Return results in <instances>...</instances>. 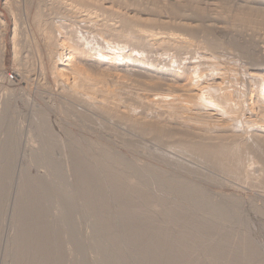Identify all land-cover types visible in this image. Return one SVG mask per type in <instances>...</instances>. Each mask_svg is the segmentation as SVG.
Instances as JSON below:
<instances>
[{"label":"rangeland","instance_id":"obj_1","mask_svg":"<svg viewBox=\"0 0 264 264\" xmlns=\"http://www.w3.org/2000/svg\"><path fill=\"white\" fill-rule=\"evenodd\" d=\"M119 1H120V4H119ZM130 1L133 2V0H122V1L121 0H118V1L117 0H114V1L105 0L102 2V4L104 6H106V4L108 5V3H109L108 6H112V4H113V6L115 7L114 8L112 6V10H114L113 11L114 14L113 13H111V14L104 13V16H103L101 11L99 9L96 10L97 9L96 8V9H92V12L94 13L93 16L95 17L96 15H98L95 18L96 19L98 18L100 26H102V24L104 25V23H106L107 26H109L111 29H113V27H115V29H119L118 28V26H119L120 32L122 30L121 29L122 24H119V23H121V21H123V19L121 20V18H122L121 16H124L125 19L128 18L129 20H132L131 21L132 30H129L130 32L127 31V33H124L125 36L130 35L131 32H134L135 34L138 33L137 35H141V34L142 35H144V34L150 35L151 32L155 33L154 31H156V33H161V32L162 33H165V32L171 33V32H173L174 34H176V33L177 34L178 33L179 34H184V33L188 34L187 32H185V30L183 28L178 26L180 24L179 23L180 21L176 20L177 18L171 19L173 16H171L169 14V10L167 8H165V6H166L165 4L166 3L168 4V2L170 0H157V1H159L160 5L163 4L162 6H160V5H158V6L162 7V8L164 7L166 9L163 11L164 13L162 12V8L156 9L152 5H150L153 3L152 0H149V2H148V0H138V1L135 0L132 3L133 5L132 4L130 5V3H131ZM183 1H185V0H183ZM195 1H197L198 3L201 2L200 4L202 5L203 8L209 9V11H210L209 14L211 15L212 18H208V17L207 18L215 20V21L211 22L213 25L214 24L216 25V23H217V26H219V27L223 26V28L226 29V33H224V34L222 33V35H219L221 33L218 30L215 31L216 29L213 30V32H212L213 36H216L220 42L225 43L224 44V46L226 47L225 55L222 56V58L220 56H218L219 59H215L216 61H215V64L213 66H209L208 64H206V65L203 64V66H201L202 63H200L197 65L196 69L200 70V68L203 69V67L205 69L211 68L210 70H206V71H213V74L210 75L209 79H215V83L221 84L222 88L227 87L226 91L223 92L224 94H226L227 100L224 101V100L217 99L215 105L209 107L210 109H207V110L201 109L202 111L200 113H199V111H197L198 113L195 111V113L184 115L183 112L179 111L177 108H174L175 105L171 104L173 102V100L170 101V98L174 99L176 94H178L176 97H178L180 95L179 97L184 99V96H187V97H185L186 98L185 100H188L189 99L188 98L189 92L187 90H185L186 88L183 89V87H182L183 83H182V85L180 83L177 84L171 80L172 79L171 77H170V79L168 76L165 77L166 75H163L165 77V79H164L162 75L159 76L155 73L152 74V72H146V73L140 72L139 70H135L136 69L135 67H134V69L132 67L130 68V69H132V71H130L128 73H131V75L128 73H125L124 71H121V70H120L121 72L119 70H117V71L111 70L112 71L111 72L110 69H108L105 64H104L105 65V67H104V65H100L96 62H91L92 60H88V61L83 60L86 63L81 61V64L79 63V65H78V69L80 67L81 71L84 72L87 76V77H83L84 79L82 77H78L81 75H75L74 73H72L70 71H65V67L62 65H64V63L66 64L67 62H59L60 60L58 59L59 58L58 56H57L58 57L57 60L55 61L56 58L54 57L53 51L51 52V50H52L51 49L52 48L51 43H52V44H55L54 45V48H55L54 52L58 51V53H60V51H64L61 53H63L64 55L68 54L69 49H70V45L72 44L71 43L72 38H73V34H71L72 31L70 29V27L73 23H70L69 21L62 22V21H59L60 19L56 18L57 17V15H56L57 8L56 7L59 4V0H0V15L6 22V24H5L6 26L5 25L3 26L0 23V30H2L0 33L4 34V41H5V45H6L5 57H4L5 58L4 59L5 65L3 66V68L0 67V118L3 119L2 120L3 126H0V174H2V172H4V171H7V170L2 171V166L5 165V163H7V161H4V159H6V160L9 159V162L10 161L13 162V163L11 162V164H13L12 165L13 169H11V171H10L13 173L11 175L12 176L11 180L9 179L10 186H9L8 191H7V194H8L7 197L10 198V200H9L10 205L8 204V207L3 210V212L5 211L3 213L4 221H2L3 223L1 224V230H0V235H1L0 264H13V262H14V260L11 259L13 256V253H14L11 241L8 242L9 248H7L6 246H7V240L11 239V238L13 239L14 236L17 234V231H18L17 229H15L14 227L11 226V220H12L11 218H12V214H13V204L15 202L14 199H15V195H16V189H17V185H18V182L20 179L19 175H21V173L23 174L24 172H22V171H24L26 168H28V170L26 169L25 173H28V174L30 173V174L34 175V174H37V172H38V174H43V173L45 174V172L47 171V169H46L47 166H56V168L59 167L67 175L66 176L67 177L66 182H62L59 178H57L55 176L46 178V180L53 183L54 187L57 186V187H59L60 191L65 192V194H64V196L66 197L65 202L67 203L68 206L72 207L76 213L73 217L74 219L73 218L72 219L74 222L76 221L75 222L77 224L76 227L80 228V229L77 228L79 230L78 234H77V239H78L77 243L79 245L83 246V249L81 251L82 253H79L77 255H73L72 258L70 255L69 256L66 255L65 257H67V256L68 257L65 259L68 260V262L66 260H64V263L73 264L74 261H76L78 259V260H82L81 262L85 261L84 262L85 264H96L93 261L94 254L92 253V248H93L92 246L94 245L95 241L91 238L93 235L90 236L91 231L88 229L89 225L91 226V224H93V221H92L93 218L91 217V214H88L89 211L86 210V208L84 207L82 202L78 199V195H77L78 194V186H77L78 174L73 171V167L75 164L74 163V156L75 155H72V154L74 152H77V153L82 155L83 168L85 167V169H84L85 171H92L93 170L92 168H94L96 170V172L98 173V175H100V176L104 175V171H103L102 165L95 159V153L99 150H106L108 152H112V153H116V154L119 153L120 155H123L124 157H126V160L129 161V163L131 165H132V163H134L133 165L140 169L139 170L137 168V170H139L141 172L144 171L142 173V175L144 174V176L150 177V175H152L151 173H155L154 171L156 169L155 175H157V177H160V178L161 177H169L168 175H170V177H171V175H175L174 174L175 170L173 168H171L169 165H167L166 163L164 164L162 162H158L157 155H159L161 153L160 155L166 159L165 156H167V158H170V157H172L171 156L172 154L166 155L168 153V151L167 152L164 151L166 149H163L164 148L163 144H162V142H161V144H159V141L161 139L162 141L165 142L166 140L171 139L170 137L172 136V134H170L169 132H174V131L177 132L178 131L177 125L175 123H177L179 118L182 117L183 115L184 116L187 115L190 118H192L191 120H193V123L196 125L200 124V125H206V126H214V125H222L223 124V125L229 126V125L234 123V121H233V123H231L232 118L229 116L231 118L230 119L228 117V115L225 116L222 113L223 111L219 112V109L216 110L214 108L228 107L229 111L231 112V115L233 117H237V111L235 109L241 108L243 105H245L244 103L247 102V104L245 105L247 107H245V109H247L248 107H249L248 110H250L252 107H253V109L255 108L253 111L255 112V114L257 113L256 114L257 116H255L254 118H252L250 120L249 115H248V111H246L244 109V112L246 111L245 115H244V117H246L245 120L247 119L246 122L249 120L251 122V121H254V119H255V121H259L262 125L264 124V111L262 110L261 105L257 103L256 96H255L258 94L256 91L259 89H256V88H258L259 83L256 80L253 81V78L250 77V76L259 77V73H263V70H264V24H262V23H264V20H263L264 19V13H263V15L258 14L259 16L257 14H253L255 16H250V19H249L250 23L247 24V23H243L240 21H238V22L235 21L236 16L239 13H244V11L241 10L242 11L241 12L233 0H195ZM115 3H118L119 6H118V4H115ZM127 3H128V5H127ZM234 4H235V6H234ZM241 5H244V3L243 4L241 3ZM123 7L126 8V9L124 8L126 11L123 9ZM152 7L154 8V10ZM253 7H258V9L262 8L264 10L263 4L262 5H259V4L254 5ZM128 9H131V11H129ZM133 9H135L136 12L139 10V12L141 11V13H143V16H140L139 14H137V15L140 16L141 19L143 18L142 21H144V24L142 23V21L140 22V20L137 21V18H139V17L137 15H136L137 17H135L134 13H136V12H134ZM119 10H120V12H119ZM149 10H151V11L149 12ZM189 10L192 12L188 11L186 13V16L190 15L187 17H190V19L191 20L193 19V21H197L198 18L193 16L194 10H191V9H189ZM212 10H213V12H212ZM95 11L97 14L95 13ZM97 11L99 12V14ZM157 11H159V12H157ZM118 12L120 13V15ZM129 12H130V14H129ZM37 13L38 14L40 13V15L43 14L42 19L43 18L44 19L40 23L41 27L39 26L38 21H36V23H35L34 18L37 16ZM147 14L148 15L151 14V16L150 15L148 16ZM152 14H153V16H152ZM16 15H17V17H16ZM129 15L131 18L129 17ZM154 15H157L158 17L157 16L154 17ZM191 15H192V17H191ZM162 16H165V17H162ZM166 16H169V17L167 18ZM109 17H111V18H109ZM133 17H134V19H133ZM16 18L18 19V22H15ZM19 18L21 19L20 20L21 22H19ZM52 18H53V22H54V20L55 21L57 20L56 22H61V26H60V23H56V22H55V24H52L51 23ZM202 18L203 19L199 18V20L196 22V24H198L200 19L201 20H208V19H206V17L205 18L202 17ZM110 19L113 22H111ZM114 19L115 20L117 19L119 22L117 20L115 21ZM36 20H38V19H36ZM48 20H49V22H48ZM157 20L166 21V22L169 21L170 24L162 25L161 27H159L160 25L157 26V22H156ZM100 21L101 22L104 21V23L100 24ZM43 22L47 26H45ZM46 22L50 23V26ZM107 22H109V24ZM171 22H172L173 26H172ZM15 23L19 24L20 26L19 25L16 26ZM65 23H66V26H65ZM68 23H69V25H68ZM112 23L113 24L115 23L114 25H116V24L117 25L114 26ZM135 23H138L139 25L135 24ZM147 23H148V26H147ZM211 23H209V24L207 23L206 25H212ZM51 24L53 26L57 25L56 29H58L59 27H60V29L54 30L55 27L53 28V26ZM86 25H83V26L80 25L79 29H78L80 31V33L82 32L81 35L86 34V32L88 35L87 37L86 36L82 37L85 40V43L83 40L84 44L82 47H84V46L86 47L88 45L90 48L93 47L94 49H96V51L99 48L100 51L102 50L101 52L106 51V52H104V54L108 55L109 57L113 55V53H110L111 49H113L112 50L113 52L115 51L116 54H118L117 51H119L118 49H120V47L117 46L115 43H113L112 40L110 41L109 40V39H111L110 37L104 36L102 34V32L99 33V31H95V29L99 27L98 25L92 26L93 29H92V27H90L91 26L90 24H88V26H86ZM1 26H3V27H1ZM134 26L136 27V29H134L135 28ZM163 26H164V28H162ZM16 27H17V29H16ZM44 27H46V29ZM61 27L63 28V30H61L62 29ZM64 27H68V29L64 28ZM82 27H85V29ZM81 28H82V30H81ZM86 28L88 30H86ZM40 29H43V30L41 31ZM49 29H51L50 33L52 35H50ZM64 29H66L67 32ZM152 29H153V31H152ZM15 30H18V31L16 32ZM45 30H46V32H45ZM90 30H93L94 32L93 31L91 32ZM141 30L143 33L141 32ZM144 31H145V33H144ZM159 31H161V32H159ZM54 32H56L58 34V36ZM63 32H64V34H63ZM139 32H141V33H139ZM146 32H148V33H146ZM15 33H17L18 35ZM68 33H70V34H68ZM93 33H95V34H93ZM91 34H92V36L90 39L89 35H91ZM45 35L47 36V38H45L46 37ZM69 35H71L72 38ZM15 36H17V37H15ZM103 36L107 37L106 42H109L108 45L110 46V48L108 47V45H106L107 48L104 47V44H103V47H104L103 48L102 45L99 44V41H97L98 39H102L101 37H103ZM55 37H57V39ZM198 37L199 38L197 40L198 41L197 43L202 42L204 44L206 40L203 39V36L199 35ZM86 38L90 39L89 42H88V39H86ZM92 38H94V39H92ZM128 38L129 37H125V39H128ZM234 38H235V40H233ZM150 39H152V37H150ZM95 40H96V42H95ZM130 42H132V41H130ZM92 43L94 44L95 47L98 44L101 47L98 45V48L97 47L95 48L94 46H91ZM140 43L142 44L141 41H140ZM14 44H17L19 46H17V45L15 46ZM112 44H114L116 46H113ZM136 44L137 43H135L133 41L132 43H130V45H131L130 48L132 49L133 45L136 46ZM236 44H238L237 45L238 47H240L239 46L240 44L245 46V49L241 48V50H238L237 49L238 47H236ZM122 45H124V44H122ZM130 45H128V46H130ZM68 46H69V48H68ZM114 47H116V48L118 47V49L115 50L116 48H114ZM152 47H153V53H152L153 57H150V55L152 56V54H150V52H152V51H150L149 49H151ZM152 47L146 48L143 52H139V53H142V54H139V55H141V56H139L140 58H145L147 53H148V55L150 54L149 56L148 55L146 56L148 58L147 59L145 58V60H144V61H146L145 63H151V64L153 63L155 65L159 64L160 66H162V65H168V64L170 65V64H173L175 62L174 66H178L177 64L180 61L177 62L179 59L177 60V53L175 52L176 49H174V47H171V45H170L169 52L167 50V52H168L167 55H165L166 50H164L163 48H158V46L156 47V45L152 46ZM49 48L51 50H49ZM104 49H106V50H104ZM158 49H159L158 53L154 51V50H158ZM162 49L165 53L162 51ZM172 50H175V51H172ZM161 51L164 54H162ZM171 51H172V53H171ZM144 52H146V53H144ZM130 53L132 55H134V57L138 56L137 54L132 53L131 51H129V53L127 52L128 55H130ZM143 55H144V57H143ZM245 56H247V57H245ZM195 58H196V56H195ZM52 59H53V61H52ZM193 60H195V59H193ZM181 61H184L185 63L187 62L185 54L182 56ZM88 62H90L91 64ZM195 62L199 63L200 61L196 59ZM188 63L191 64V61L187 62V64ZM97 64L100 66H98ZM210 64H212V63H210ZM191 66H193V65H191ZM199 66H201V67H199ZM105 68H107V69H105ZM102 69H104V70H102ZM134 71H138V72H134ZM65 72H68V73H65ZM102 72H104V73H102ZM84 73H83V75H85ZM107 74H109L110 76L109 75L107 76ZM139 74H141L142 76H140ZM224 74H225V78H226L225 82L223 81L224 80V76H223ZM155 75H156V77H155ZM152 76L156 79H154ZM96 77H98V78H96ZM114 77L116 80L114 79ZM117 77L120 78L121 82L119 79H117ZM158 77H161V78H158ZM74 78H77V79H74ZM85 78H87V79H85ZM106 78H107V82L105 81ZM110 78H112V79H110ZM159 79L162 81H160ZM108 80H109V82H108ZM78 81H80V82H78ZM94 81H95V83H94ZM99 81L101 82V84L103 82L102 86H105V87L100 86L101 84ZM104 81L106 84L104 83ZM112 81H114V82H112ZM116 81H117V83H116ZM90 82L92 85L90 84ZM98 82H99V85H97ZM119 82L123 83L122 84L123 87ZM172 82L175 84H173ZM159 83L161 86L159 85ZM95 86H97V87H95ZM99 87L101 89H99ZM176 88H177V90H176ZM178 89L180 92L178 91ZM103 90H105V92H103ZM182 90H183V92L187 91L188 94H186L185 92L184 93L181 92ZM171 91H173V92H171ZM254 91L256 93H254ZM113 92H114V94H113ZM177 92H179V93H177ZM168 94H169V96H167ZM181 94L183 97L181 96ZM219 96H221V94H219ZM251 96L253 98L252 100H251ZM164 97H167V100L169 99L167 102L170 105H172V107L170 105L168 106V103H166V101H165V103L162 102L163 105L161 104V100ZM257 97H258V95H257ZM153 100L155 103L153 102ZM88 102H91V103H88ZM149 104H151V105H149ZM166 104H167V106H166ZM164 105H165V107H164ZM100 106H102V107H100ZM103 106L105 107L104 110H103V108H104ZM99 107L102 109L99 110ZM173 108H174V110H178V111H174ZM171 111L173 112V114L171 113ZM111 112L114 114V116H113V114L112 115L110 114ZM179 112H180V114H178ZM207 112L211 113V115L212 114H214V115L218 114L217 112H219V114L215 115V116L214 115L211 116V115H207L208 114ZM122 113H123L124 117H122ZM175 113H177V114H175ZM181 113H182V115H181ZM124 114H127V115H124ZM120 115H121V117H120ZM174 115H176V116H174ZM177 115H178V118H176ZM110 116L111 117L113 116V117L111 118ZM172 116L174 118H176V119H174L176 122L173 120ZM213 117H215V119ZM227 117L229 119H227ZM167 118L170 121V123L166 120ZM120 119H121V121H120ZM258 119H260V120H258ZM165 120L167 121L168 124L165 122ZM227 120L228 121L231 120V121L228 122ZM122 121H124V123ZM172 122H174V123L172 124ZM250 122L249 123L247 122L249 124V126L252 125V124H250ZM260 123H258V124H260ZM137 124L140 126H138ZM129 125L133 128H130ZM134 125H136V126L134 127ZM171 125H173V126H171ZM175 126H176V128H174ZM141 127L143 130L141 129ZM244 127H245V125L243 127H241V129L238 128L236 130H241V132L243 134V131H242L243 129H245V131L248 130V126H246L245 128ZM134 128H136V130ZM157 129H159L160 132ZM166 130H169V132ZM157 131L160 134L159 133L157 134ZM163 131H164V134H162ZM8 133L11 134V138L14 141V144H13L12 148L7 149L9 151L6 150L7 152H5L4 150L6 148V144L4 143V140H5L6 135ZM142 133H144V134L146 133L145 134L146 136ZM168 133H169V135H167ZM157 135H159L160 137ZM161 135H162V137H161ZM165 135L170 136V137L168 138ZM245 135L248 136V134H245ZM248 137H250V136H248ZM172 138L176 139V136H174V137L172 136ZM157 140H159V141L156 142ZM169 140H168V142H169ZM156 149H158V150H156ZM160 151H162V152H160ZM5 154H7L9 157L6 156V158H5ZM163 154H165V155H163ZM175 157L176 156H173L172 158H175ZM59 161L61 163H58ZM131 165H129V166H131ZM133 165L131 166L132 168H134ZM14 166H15V168H14ZM24 166H25V168H24ZM149 166H151V167H149ZM166 166H168V167H166ZM256 167H257V165L251 166L250 169H251V171H253L252 173H254L255 170L257 171ZM121 168H120L121 172H123L124 174L128 173V170H126V168H124V167H121ZM144 168H145V170H147V169H149V170H147V172H145ZM22 169H24V170H22ZM212 171H213V173H212ZM256 171L254 173L255 179L260 174L259 171L257 173H256ZM167 172L170 174H168ZM147 173H149L150 175ZM162 173H166L167 175L162 174ZM222 173L223 172H221L220 170H215V169L209 168L207 171V174H205L206 181L196 180L193 176L186 175L184 173L177 175V176L182 175L183 178H186L187 180H189L191 182L197 183L201 187L205 188L210 193V195L212 193H214L213 199L215 198L216 201L223 200L224 202H226V203L228 202L230 204V203H233L236 199L235 202H237V201L240 202L239 204L237 203L239 205L238 207H240V208L239 209L236 208L234 210H231L229 212L227 218L225 220H222V222L219 218L210 217L205 213L198 212L193 207L185 204V202H183L181 199L171 196L170 194H172V190H170V189H172L173 186H172V184L169 183V185L167 187H164L162 190L158 191V190H156L157 188H155L154 186H151V190H152V192L158 194V196L160 198H162V197L166 198L164 200L167 204H169V203H170V205L173 204L172 206H177L180 204L179 206L181 208L183 207L182 205H185L187 214L185 215V213H184L182 215V220L180 219L178 221L179 223L176 222V225H175L171 222H167V219L165 217L163 218V216L160 214V210L157 207L155 208L154 205L150 206L151 204L148 205L149 204L148 203L147 207H146V205H145L146 203L138 201V202H135L136 204L133 203V205L138 206V207L133 206L134 210H137L138 213L141 212V215H144V214L149 215L150 218H155V219L159 218L160 220L158 219L159 220L158 224L155 227L148 225V224L147 225L142 224L137 229L138 230H143V229L146 230L147 229L151 233V230L154 229L153 231H155V230H157L163 226V227H167V228L171 229L170 230L171 232H174L173 230H175V232L173 234H176V232L178 231V228L182 224L181 222L186 221L187 218H190L192 216L191 214H194V215L196 214L197 217H200L199 219H201V220H211L210 222H212L213 226H215L218 229L220 227L221 230H223L222 231L223 234H227V233L229 234V232H230V234H229L230 235V241L228 242L229 244L227 245V248H226V254L228 256H226V258H224V260L222 259V260H218V262H216V261L214 262L210 257H208V255L206 256L205 248L196 247V249L194 248L192 250V252L190 253V255H188L187 258H185V259H187V261L184 259V261L181 264H220V263L221 264H231V263L236 264V263H238V261L236 262L235 260H233V258H235V257H237V260H239L238 264H244L243 261L245 260L246 257L244 255L243 251L245 250L244 249L245 247H243V245H241V244H244L245 240L253 241L254 246L256 244L255 248H257V251L258 252L260 251L259 253L261 255V258L263 256L262 261L254 260V261H251L250 264H264V214L255 212L253 209L254 207H252V206H257L258 208L262 207V205L264 203L262 201V199L264 198V191H263V189L261 190L259 187H256V186L254 187L252 185V183H248L249 181L252 182V180H254L253 175L251 176V177H253L252 179H250L251 177L248 178V180L245 179L244 181H246V182L244 183V181L242 182V179H244V178H242V179L238 178L235 180V179H233V177L232 178H231V176L228 177L227 174H225V173L222 174ZM177 176L175 177L176 179H178ZM239 180H241V181H239ZM132 182L134 184L136 183V181L135 182L130 181V184ZM255 182L256 181L254 180L253 184ZM133 183H132V185H133ZM242 186L244 187V189ZM247 187L250 189H247ZM111 192H112L111 188L106 187V193L108 194V195L106 194V197H111ZM150 193H151V191H150ZM233 196L235 198H232ZM111 204H113V203L111 202ZM143 204L145 205L146 209H144V206H142ZM116 206L117 205H110V209L108 208V211H104V212H105V215L106 214L110 215V218L116 220V222H117L116 231H117L118 235H120L122 229L128 228V227H125L123 224L121 226V222L118 221V220H120V219H117V217H118L117 214L119 213L118 212L119 210H118V207H116ZM135 207L137 209H135ZM140 207H142V209ZM148 207H151V208H148ZM138 209L141 211H139ZM147 209H148V211H146ZM143 210L145 211L144 214L142 213V212H144ZM49 212H50V214L55 215V217H56V221L50 225V228L53 229V227H55L59 224L60 216H59V211L57 209V205L52 204L51 206H49ZM102 212L103 211L98 212V214L101 215ZM257 214H259V215H257ZM187 215H189V217ZM186 216H187V218H186ZM183 218H186V219H183ZM160 224H163V225H160ZM168 224H170V225H168ZM173 225H174V227H173ZM149 226H151V227H149ZM175 226H178V227L175 228ZM131 228H134L136 230L135 227H131ZM139 228H141V229H139ZM65 231L66 230H63L64 233L63 232L62 233L65 235L68 234ZM225 232H227V233H225ZM150 233H149L148 237H152V235H150ZM153 233H151V234H153ZM231 233L233 235H231ZM59 234H60V232H59ZM64 237L63 238L65 241L68 240L67 235ZM103 237L104 238H102L100 240L101 242H99V243H102L104 245H111L109 241L104 240L105 235ZM119 237H121V235ZM65 243H66L65 245L67 246V248L71 247L70 245L68 246L67 241ZM209 245L213 246V242L211 241ZM239 245H241V247ZM237 247L241 248V251L236 256H234L235 254L232 255V252H234V250ZM242 248L244 250H242ZM131 252H132L131 250H126L125 254H123V255H127L130 260L137 263L138 259L136 257H134L131 254ZM173 252L174 253H170V255L168 254L169 259H170V260L169 259L168 260L170 262H172L177 257L176 254H178V253L175 254L174 250H173ZM171 254H173V255L171 256ZM231 255L234 256V257H232V259L230 257ZM171 258H174V259H171ZM221 261H223V262H221ZM211 262H213V263H211ZM151 263H152V260H149V262L147 261V264H151ZM153 263L157 264L156 259H155V262H153Z\"/></svg>","mask_w":264,"mask_h":264},{"label":"bare ground","instance_id":"obj_2","mask_svg":"<svg viewBox=\"0 0 264 264\" xmlns=\"http://www.w3.org/2000/svg\"><path fill=\"white\" fill-rule=\"evenodd\" d=\"M103 1H105V0H59V4L56 7L57 8V11H56L57 17L56 18L60 19L59 21H62V22L69 21L70 23H73L70 27V29L72 31V33L71 32L70 33L73 34V38L71 35H69L72 38V42H71L72 44L70 45L69 53L65 54V55L63 53H61L64 51H60V53H58V51L54 52L55 51V48H54L55 44H52V43H51V47H52L51 49L52 50L50 48H49V50H51V52L53 51L54 57L56 58V59L54 58L55 61L59 57L58 58L60 60L59 62H67L66 64L64 63V65H62L65 67V71H70V72L74 73L75 75H81L78 77H82V78L87 77L86 74L81 71L80 67L78 69V65H79V63L81 64V61L85 62L86 60L87 61L92 60L91 62H96L100 65L105 64L106 67L108 69H110V71L111 70H114V71L115 70L116 71L121 70V71H124L125 73H128V72L132 71V69H130L131 67L133 69L135 67L136 68L135 70H139L140 72H145V73L146 72H152V74L155 73L159 76L160 75H162V76L166 75L165 77L168 76L169 79L171 77L172 78L171 80L177 84L180 83L182 85V83H183V86H182L183 89L186 88L185 90H187L189 92V96H188L189 99L188 100H185L186 99L185 97H187V96H184V99L179 97L180 95L178 97H176L178 94H176L174 99L170 98V101L173 100V102L171 104L176 106V107L174 106V108H177L179 111L183 112L184 115L195 113V111L196 112L199 111V113H200L202 111L201 109H204V110L210 109L209 107L215 105L217 99L224 100V101L227 100L226 94L223 93L224 91H226L227 87L222 88L221 84L215 83V79H209L210 75L213 74V71H206V70H210L211 68L205 69L203 67V69L200 68V70L196 69L197 65L200 63H202L201 66H203V64L204 65L208 64L209 66H213L215 64V61H216L215 59H219L218 56H220L222 58V56H224L225 52H226V47L224 46L225 43L220 42L219 39L216 36H213V34H212L213 30L216 29L215 31L218 30L221 33L219 35H222V33L223 34L226 33V29L223 28V26L222 27L217 26V23H216V25L215 24L213 25L211 23L215 20L208 19V18H212L211 15L209 14L210 11L208 8H203L202 5L200 4L201 2L198 3L195 0H185V1H183V0L182 1L181 0H170L168 2V4L167 3L165 4L166 6L164 5L165 8H167L169 10V14L171 16H173L171 19L177 18L176 20L180 21L179 22L180 24L178 26L183 28L185 30V32H187L188 34H185V33L184 34H179V33L174 34L173 32L162 33L161 31H159L161 33H156V31H154L155 33L149 32L150 35H148V34L147 35H145V34L144 35H142V34L137 35L138 33L135 34L134 32H131L132 35L130 34L128 36H125L124 33H127V31L132 30V27H131V21L132 20H129L127 17H126L127 19H125L124 16H121L122 17L121 20L123 19V21H121V23H119V24H122V27H121L122 30L120 32L119 26H118L119 29H115V27H113V26H112L113 29H111L109 26H107L106 23H104V21L103 22L100 21V24L104 23V25L102 24V26H100L98 18L97 19L95 18L98 15H96L95 17L93 16L94 13L92 12V9H96V8H97L96 10L99 9L101 11L103 16H104V13H106V14L113 13V11H114V10H112L113 4H112V6H108L109 5V3H108V5L106 4V6H104L102 4ZM111 1H114V0H111ZM134 1L135 0H133V2ZM233 1L235 2L236 6L238 7V9L240 11L241 10L244 11V13H239L236 16V19H235L236 22L240 21V22L248 24V23H250L249 22L250 16H255L253 14H257V15L262 14L263 15V13H264V10L262 8L258 9V7H253L254 5H258V4L264 5V0H233ZM130 2H131L130 3V5H131L133 2L132 1H130ZM148 2H149V0H148ZM152 2L153 3L150 5H152L154 8H156V9L162 8V7L158 6V5H160L159 1L152 0ZM240 2L242 4L244 3V5H241ZM115 4H118V3H115ZM119 4H120V1H119ZM119 4H118V6H119ZM235 4H234V6H235ZM127 5H128V3H127ZM162 5H160V6H162ZM124 8L125 7H123V9ZM154 8H153V10H154ZM163 8H162V12L164 10H166L165 8L164 9ZM189 9L194 10L193 16L198 18V20H199V18L203 19L202 17H204V18L206 17V19H208V20H201L200 19L201 22L199 21L198 24H196V22L198 20L193 21V19L191 20L190 17H187L190 15L186 16V13L188 11H190ZM128 10L131 11V9H128ZM151 10H149V12ZM133 11L136 12L135 9H133ZM119 12H120V10H119ZM157 12H159V11H157ZM190 12H192V11H190ZM212 12H213V10H212ZM95 13H96V11H95ZM98 14H99V12H98ZM129 14H130V12H129ZM134 14H135V17L138 16L137 14H139L140 16H143V13H141V11L139 12V10ZM119 15H120V13H119ZM149 15L151 16V14H149ZM157 15H154V17H156ZM42 16H43V14L40 15V13L39 14L37 13V16L34 18L35 23H36V21L39 22V26H40V23L42 22V20L44 19V18L42 19ZM140 16H138L139 18H137V21L140 20V22H141L143 18L141 19ZM152 16H153V14H152ZM169 16H166V17L168 18ZM16 17H17V15H16ZM129 17H130V15H129ZM162 17H165V16H162ZM191 17H192V15H191ZM109 18H111V17H109ZM36 19H38V20H36ZM133 19H134V17H133ZM20 20L21 19L19 18V22H21ZM51 21H52L51 22L52 24H55V22L57 20L56 21L54 20V22H53V18H52ZM110 21H111V19H110ZM15 22H18L17 18H16ZM48 22H49V20H48ZM48 22H46V23H48ZM111 22H113V21H111ZM156 22H157V26L160 25L159 27H161L162 25L170 24L169 21L166 22V21L157 20ZM0 23L3 26L6 24L5 20L1 17V15H0ZM56 23H60V26H61V22H56ZM107 23L109 24V22H107ZM142 23L144 24V21H142ZM207 23L208 24L211 23L212 25H206ZM88 24L91 25L90 27L98 25L99 27L96 28L95 31H99V33L102 32V34L104 36L110 37L111 39H109V38L108 39L110 41L112 40L113 43H115L117 46L120 47V49H118V47L117 48L114 47V48H116L115 50L118 49L120 52L117 51L118 54H116V52L115 51L113 52L112 51L113 49H111L110 53H113L114 56L112 55L110 57L108 55L104 54V52H106V51L101 52L102 50L101 51L99 50L98 45L100 44L103 47V44H104V47H106V45H108V43H109V42H106L107 37H104V36L101 37L102 39L97 40V41H99V44L96 46L98 48L97 51L93 47L90 48L88 45H87L88 47L87 46L82 47L83 44L85 43V40L82 37L83 36L87 37L88 35H87V32H86V34L81 35L82 32L80 33V31L78 29H79L80 25L81 26H83V25L88 26ZM135 24H138V23H135ZM171 24H172V22H171ZM262 24H264V23H262ZM15 25L17 26L19 24L15 23ZM44 25H45V23H44ZM48 25L50 26V23H48ZM68 25H69V23H68ZM116 25H114V26H116ZM3 26H1V27H3ZM45 26H47V25H45ZM65 26H66V23H65ZM147 26H148V23H147ZM172 26H173V24H172ZM54 27H55L54 30L60 29V27L58 29H56L57 25L53 26V28ZM44 28L46 29V27H44ZM64 28L68 29V27H64ZM82 28L85 29V27H82ZM82 28H81V30H82ZM87 28H86V30H88ZM162 28H164V26ZM16 29H17V27H16ZM43 29H40V30L42 31ZM92 29H93V27H92ZM134 29H136V27ZM49 30L48 31L50 33L51 29H49ZM61 30H63V28ZM64 30H66V29H64ZM1 31L2 30H0V32ZM15 31L17 32L18 30H15ZM90 31L92 32L93 30H90ZM152 31H153V29H152ZM45 32H46V30H45ZM66 32H67V30H66ZM141 32H142V30H141ZM141 32H139V33H141ZM54 33H56V32H54ZM70 33H68V34H70ZM144 33H145V31H144ZM146 33H148V32H146ZM15 34H17V33H15ZM63 34H64V32H63ZM93 34H95V33H93ZM50 35H52V34L50 33ZM199 35L203 36V39L206 40L204 44L202 42L197 43ZM57 36H58V34H57ZM89 36L91 39L92 34ZM15 37H17V36H15ZM125 37H129V38L125 39ZM150 37H152V39H150ZM45 38H47V36ZM55 38L57 39V37H55ZM86 39H88V38H86ZM90 39H88V42ZM92 39H94V38H92ZM83 40H84V43H83ZM129 40L137 43L136 46L133 45L132 49L130 48L131 47L130 43H132V42H130ZM233 40H235V38ZM140 41L142 42V44L140 43ZM95 42H96V40H95ZM17 44H14V45L16 46ZM122 44H124V45H122ZM112 45L116 46L114 44H112ZM128 45H130V46H128ZM155 45H156V47L158 46V48H163L164 50H166L165 55L168 54L169 49H170V45H171V47H174V49H176V51L175 50H172V51H175L177 53V60L179 59L177 62L180 61L177 64L178 66H174L175 62L173 64H170V65L168 64V65H162V66H160L159 64L155 65L153 63L152 64L151 63H145L146 61H144V60H145V58L146 59L148 58V57H146L148 55V53L145 56V58H140L139 56H141V55H139V54H142V53H139V52H143L146 48H150V47L155 46ZM237 45L238 44H236V47H238ZM17 46H19V45H17ZM91 46H94V44L92 43ZM239 46L240 47L237 48L238 50H241V48L245 49V46H243L241 44ZM108 47L110 48L109 45H108ZM68 48H69V46H68ZM151 49H149L150 51H152V52H150V54L153 53V47ZM163 49H162V51H163ZM5 50H6V45H5V41H4V34L0 33V67H2V68L5 65V61H4ZM104 50H106V49H104ZM167 50H168V52H167ZM129 51L137 54L138 56L134 57V55H132L131 53H130V55H128L127 52L129 53ZM154 51L158 53L159 49L154 50ZM162 51H161V53H162ZM172 51H171V53H172ZM144 53H146V52H144ZM164 53H162V54H164ZM184 54L186 55V61L187 62L191 61V64H189V63L187 64V62L185 63L184 61H181L182 56ZM195 56H196V58H195ZM143 57H144V55H143ZM150 57H153V54H152V56L150 55ZM245 57H247V56H245ZM193 59H195V60L197 59L200 62L196 63L195 60H193ZM83 60H85V61H83ZM52 61H53V59H52ZM88 63H90V62H88ZM210 63H212V64H210ZM100 65H98V66H100ZM105 65H104V67H105ZM191 65H193V66H191ZM201 66H199V67H201ZM107 68H105V69H107ZM102 70H104V69H102ZM104 72H102V73H104ZM134 72H138V71H134ZM65 73H68V72H65ZM83 73L85 75H83ZM128 74L131 75V73H128ZM108 75L109 74H107V76ZM139 75L142 76L141 74H139ZM223 76H224L223 81L225 82V79H226L225 74ZM155 77H156V75H155ZM165 77L163 76L164 79H165ZM250 77L253 78V81L256 80L259 83L258 88L255 87L256 89H259L256 91L258 93L257 94L258 97H257V95H255V96H256L257 103L261 105V108L264 111V70H263V73H259V77H256V76H250ZM96 78H98V77H96ZM158 78H161V77H158ZM74 79H77V78H74ZM85 79H87V78H85ZM110 79H112V78H110ZM114 79H115V77H114ZM117 79L120 80V78H118V77H117ZM154 79H156V78H154ZM109 80H108V82H109ZM105 81L107 82V78ZM105 81H104V83H105ZM117 81H116V83H117ZM160 81H162V80H160ZM78 82H80V81H78ZM99 82L97 85H99ZM112 82H114V81H112ZM120 82H121V80H120ZM94 83H95V81H94ZM175 83H173V84H175ZM90 84H91V82H90ZM100 84H101V82H100ZM120 84L122 85L123 83H120ZM102 85H103V82L100 86H102ZM159 85H160V83H159ZM95 87H97V86H95ZM102 87H105V86H102ZM122 87H123V85H122ZM99 89H101V88L99 87ZM176 90H177V88H176ZM178 91H179V89H178ZM187 91L186 92L184 91V92L186 94H188ZM103 92H105V90H103ZM171 92H173V91H171ZM179 92H177V93H179ZM181 92H183V90ZM256 92L254 91V93H256ZM113 94H114V92H113ZM219 94H221V96H219ZM167 96H169V94ZM181 96H182V94H181ZM252 96H251V100L253 99ZM168 100H167V97H164L161 100V104H162V102L165 103V101H166V103H168L167 102ZM153 102H154V100H153ZM88 103H91V102H88ZM244 104L246 105L247 102ZM149 105H151V104H149ZM169 105L170 104L168 103V106ZM245 105H243L241 108H238V109L234 108L237 111V117H233L231 115V112L229 111L228 107L214 108L216 110L219 109V112L223 111L222 113L225 116L228 115V117L230 116L232 118L231 119L229 117L232 120L231 123H233V121H234V123L233 124L230 123L231 125H229V126L223 125V124L222 125H214V126H206V125H200V124L196 125L193 123V120H191L192 118H190L189 116H187V115L186 116L183 115L182 117L179 116L180 117L179 120L177 119L179 122L177 121V123H175L177 125L178 131L177 132L176 131L169 132L170 129L166 130L170 134H172L173 137L176 136V139L175 138L173 139L172 136L170 137V136L165 135L168 138L170 137L171 141L169 139H168L169 142H168V140H166L164 142L161 139H160V141L159 140L156 141V142L159 141V144H161V142H162L163 147H164V148L163 147L162 148L166 149V150H164L165 152L168 151V153L166 155L172 154L171 155L172 157L176 156L175 158H172V157L167 158V156H165L166 157V159H165L163 156L160 155L161 153L159 155H157L158 162H162L164 164L166 163L167 165H169L171 168H173L175 170L174 171L175 175H171V177H170V175H168L169 177H161V178L157 177V175H155L156 169L154 171L155 173H151L152 175L147 173L150 175V177L144 176V174L142 175V173L144 171L143 172L139 171L140 169L138 167H135L133 165L134 163H132V165L134 167V168H132L131 167L132 165L129 163V161L126 160V157H124L123 155H120L119 153L116 154V153L108 152L106 150H99L95 153V159L102 165L103 171H104V175L100 176V175H98L96 170L92 167H91L93 169L92 171H85L84 170L85 167L83 168V162H82L83 158H82L81 154H79L77 152H74L72 154V155H75L74 156V163L75 164L73 167V171L78 174V179H77L78 180V182H77L78 199L82 202V204L84 205L86 210L89 211L88 214H91V217L93 218V220H92L93 224L90 223L91 226L89 225L88 229L91 231L90 236L93 235L91 238L95 241L94 245L92 246L93 247L92 253L94 254V258H93L94 263H96V264H98V263L99 264H147V261L149 262V260H152V263H153V262H155V259H156L157 264H181L184 261V259L187 258L188 255H190L192 250L194 248L196 249V247L205 248L206 256L208 255V257H210L214 262L215 261L218 262V260H222V259L224 260V258H226V256H228L226 254V248H227V245L229 244L228 242L230 241V235H229L230 232H229V234L227 232H225L227 234H223V232H222L223 230H221L220 227L218 229L215 226H213L212 222H210L211 220H201V219H199L200 217H197L196 214L195 215L191 214L192 216L190 218H187V216L189 217V215H187L186 216L187 220L181 222L182 224L178 228V231L176 232V234H173L175 232V230L172 229L174 232H171L170 231L171 229H169L167 227H163V226H162L163 228L162 227L159 229L156 228L157 230H155V231H153L154 229L151 230V233L154 232L153 234H151L149 232V230H147L146 228H145L146 230H144L143 228H142L143 230H138L137 228L142 224H145V225L148 224V225L155 227L158 224V221L160 219L158 218L159 219L158 220L155 218H150L149 215L144 214L145 213L144 210H143L144 212H142L144 215H141V212L138 213L137 210L133 209L134 208L133 206H137V205H133V203L141 201L143 203H146L145 204L146 207H147L148 203H149L148 205L151 204L150 206L154 205L155 208L157 207L160 210V214L163 216V218L165 217L167 219V222H171V223L176 225V222H178L180 219L182 220V215L184 213H185V215L187 214L185 205H182L183 206L182 207L183 209H182L179 206L180 204L177 206H172L173 204L170 205V203L167 204L164 200L166 198H163L161 195L160 196L162 198H160L158 196V194L152 192V190H151V186H154L155 188H157L156 190H158V191L162 190L164 187H167L170 183L173 186V188L170 189V190H172V194H173V195L170 194L171 196L181 199L183 202H185V204L193 207L198 212L205 213L210 217L219 218L222 222V220H225L227 218V216L231 210H234L236 208L237 209L240 208V207H238L239 206L238 204L240 202H238V201L235 202L236 199L233 203H230V204L228 202L227 203L224 202L223 200L216 201L215 198H214L215 200L213 199L214 193H212L211 194L212 196H211L210 193L205 188L201 187L197 183L191 182V181L187 180L186 178H183L182 175L177 176L178 174L184 173L186 175L193 176L196 180L206 181L205 174H207V171L209 168L215 169V170H220L221 172L227 174L228 177L231 176V178L233 177V179H235V180L238 178L239 179L244 178V179H242V182H243L245 179L248 180V178H250L252 175L254 176V173L256 170L254 171V173H252L253 171H251L250 168L253 165H255V166L257 165L256 173L259 171L260 174L256 177V179L254 176V180L256 182L254 184H253L254 180H252V182H250V181L249 182L247 181V182L252 183V185L254 187L255 186L259 187L261 190L263 189V191H264V124L262 125L259 121H255V119H254V121L250 122V120L252 118L257 116L256 115L257 113L255 114V112L253 111L255 108L253 109V107L251 108L252 110L251 109L248 110L249 107L247 109H245V107H247ZM166 106H167V104H166ZM170 106L172 107V105H170ZM100 107H102V106H100ZM100 107H99V110L102 109ZM105 107L103 108V110L105 109ZM164 107H165V105H164ZM174 108H173V110H174ZM244 109L246 111H248V115H249L250 120L248 119L249 121H247V122L248 123L250 122V124H252L251 126H249V124L246 122L247 119L245 120L246 117H244V115H245L246 111L244 112ZM178 110H174V111H178ZM219 112H217V113L219 114ZM171 113L173 114L172 111H171ZM110 114L112 115L113 113L111 112ZM175 114H177V113H175ZM178 114H180V112ZM218 114H215V115H218ZM124 115H127V114H124ZM181 115H182V113H181ZM207 115H211V113H208ZM213 115L214 114H212L211 116H213ZM113 116H114V114H113ZM174 116H176V115H174ZM120 117H121V115H120ZM122 117H124L123 113H122ZM228 117H227V119H229ZM176 118H178V115ZM176 118L173 117V120ZM213 118L215 119V117H213ZM260 119H258V120H260ZM2 120L3 119L0 118V126H3ZM166 120L170 123L168 118ZM166 120H165V122L167 123ZM120 121H121V119H120ZM230 121H228V122H230ZM122 122L124 123V121H122ZM173 123L174 122H172V124ZM258 123H260L261 125ZM244 125H245V127L248 126V130L245 131V129L242 128L243 134H242L241 130H236L238 128L241 129V127H243ZM135 126L136 125H134V127ZM138 126H140V125H138ZM171 126H173V125H171ZM130 128H133V127L130 126ZM174 128H176V126ZM134 129L136 130V128H134ZM141 129H142V127H141ZM157 130L160 132L159 129H157ZM158 131H157V134L159 133ZM169 133L167 135H169ZM142 134H144V133H142ZM162 134H164V131ZM245 134H248V136H250V137H248ZM157 136H159V135H157ZM161 137H162V135H161ZM4 143L6 144V148L4 150L5 152L9 151L7 149H10L13 147L14 141L11 138V134L8 133L6 135ZM156 150H158V149H156ZM160 152H162V151H160ZM163 155H165V154H163ZM6 156L9 157L7 154H5V158H6ZM4 161H7V163H5V165L2 166V171L3 170H7V171H4V172H2V174H0V230H1V224L3 223L2 221H4L3 213L5 211L3 212V210L5 208H7L8 204L10 203L9 202L10 198L7 197V195H8L7 191H8L9 186H10L9 179L11 180V177H12L11 175L13 173V172H10L11 169H13V166H12L13 164H11L12 161L9 162V159L8 160L4 159ZM58 163H61V162L59 161ZM129 165H131V166H129ZM121 167L126 168V170H128V173H126L127 172L126 170H125L126 174L121 172L120 171L122 169ZM149 167H151V166H149ZM166 167H168V166H166ZM14 168H15V166H14ZM24 168H25V166H24ZM137 168L139 170H137ZM26 169L28 170V168H26ZM46 169H47V171L45 172V174L44 173L38 174V172H37V174H34V175H32L30 173L29 174L25 173V170L22 169V170H24V171H22L24 173L23 174L21 173V175H19L20 179H19L17 189H16V195H15V199H14L15 202L13 204V214H12V218H11L12 219L11 220V226L14 227L15 229H17L18 231H17V234L14 236L13 239L11 238V239L7 240V246H6L7 248H9L8 242L11 241L13 251H14L13 256L11 258L14 260L13 264H66V263H64V260H66L65 258H67L69 255L72 258L73 255H77L79 253H82L81 251L83 249V246H81L77 243L78 242L77 234L79 231L77 228H79V227H76L77 226V224L75 223L76 221L75 222L73 221V219H74L73 217L76 213L73 210V208L68 206L67 203L65 202V199H66V197L64 196L65 192L60 191L59 187H57V186L54 187L52 182L46 180L47 177L55 176V177L59 178L62 182H66V180H67L66 176L67 175L59 167L56 168V166H47ZM144 170H145V168H144ZM147 170H149V169H147ZM147 170H145V172H147ZM212 173H213V171H212ZM162 174H166V173H162ZM168 174H170V173H168ZM176 176L178 177V179L175 178ZM252 178L253 177H251L250 179H252ZM130 181H134V182L136 181V183L134 184L132 182L133 183V185H132V183L130 184ZM239 181H241V180H239ZM245 182L246 181H244V183ZM106 187L111 188V191H112L111 197H106V194L108 193V192L106 193ZM243 189H244V187H243ZM247 189H250V188L247 187ZM150 191H151V193H150ZM232 198H235V197L233 196ZM262 201L264 202V198L262 199ZM111 202L113 204H111ZM52 204L57 205V209L59 211V216H60L59 224L57 226L53 227V229L50 228V225L56 221V217H55V215H52L49 212V206H51ZM110 205H117L116 207H118V210H119L118 211L119 213L117 214L118 215L117 219H120L118 221L121 222V226L123 224L125 227H128V228L122 229L121 234H120L122 238L119 237L120 235H118V233L116 231V225H117L116 220L110 218V215H107V214L105 215L104 211H108V208L110 209ZM145 205L144 204L142 205V206H144V209H146ZM252 207H254L253 209L255 212L264 214V203H263L262 207H259V208L257 206H252ZM140 208L142 209V207H140ZM148 208H151V207H148ZM135 209H137V208L135 207ZM101 211H103L104 213L102 212V214L99 215L98 212H101ZM139 211H141V210H139ZM146 211H148V209ZM257 215H259V214H257ZM186 218H183V219H186ZM170 224H168V225H170ZM160 225H163V224H160ZM151 226H149V227H151ZM131 227H135L136 230L134 228H131ZM173 227H174V225H173ZM176 227H178V226H175V228ZM139 229H141V228H139ZM63 230H66L65 232L68 233V234H66L68 236V238H67L68 240H66V241L68 243V246L70 245L71 247L67 248V246L65 245L66 241L64 240V238H65L64 236H66V235L63 234L64 233ZM59 232H60V234H59ZM149 233H150V235H152V237H148ZM104 235H105L104 240L109 241L111 245H104L102 243H99V242H101L100 240L102 238H104L103 237ZM231 235H233V234L231 233ZM211 241L213 242V246L209 245ZM0 242H1V235H0ZM241 245H243V247H245L244 248L245 250L242 248V250H244L243 252H244V255L246 257L245 260L243 261L244 264H250V262L254 261V260H256V261H262L263 260V256L261 258V255L259 253L260 251L259 252L257 251V248H255L256 244L254 246L253 241L245 240V243L241 244ZM241 245H239V246L241 247ZM237 248L234 250V252H232V255L235 254L234 256H236L238 253H240L241 248H239V247H237ZM126 250L132 251L131 254L138 259L137 263L130 260L127 255H123V254H125ZM173 250L175 251V254L176 253H178V254H176L177 257L175 259L171 258L174 260L172 262H170L169 261L170 260L169 255H170V253H174ZM66 255H68V256L65 257ZM172 255L173 254H171V256ZM232 255L230 256L231 259H232V257H234ZM185 260L187 261V259H185ZM233 260H235L236 262L238 261V263H239V260H237V257L233 258ZM66 261L68 262V260H66ZM81 261L82 260L77 259L76 261H74L73 264H85L84 263L85 261L84 262H81ZM221 262H223V261H221ZM211 263H213V262H211ZM238 263H236V264H238Z\"/></svg>","mask_w":264,"mask_h":264}]
</instances>
